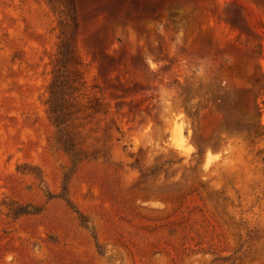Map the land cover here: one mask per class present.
I'll use <instances>...</instances> for the list:
<instances>
[{
    "label": "rangeland",
    "instance_id": "rangeland-1",
    "mask_svg": "<svg viewBox=\"0 0 264 264\" xmlns=\"http://www.w3.org/2000/svg\"><path fill=\"white\" fill-rule=\"evenodd\" d=\"M64 1L0 0V264H264V0Z\"/></svg>",
    "mask_w": 264,
    "mask_h": 264
},
{
    "label": "trees",
    "instance_id": "trees-1",
    "mask_svg": "<svg viewBox=\"0 0 264 264\" xmlns=\"http://www.w3.org/2000/svg\"><path fill=\"white\" fill-rule=\"evenodd\" d=\"M54 1H63L64 0H54ZM72 0H70L71 2ZM75 28V27H74ZM61 34L63 35V40L58 47L57 60L53 65V76L52 80L48 86V95L47 100V112L49 119L57 125H62L64 123L63 117V105L65 104V97H67L72 90L74 91V86L79 85V78L75 71L69 72L65 69H73L72 63L75 62L76 56L74 51V37L73 33H66L65 28L62 29ZM69 36V37H68ZM63 69V70H62ZM62 70V71H61ZM73 74L72 76H69ZM74 77L76 79H74Z\"/></svg>",
    "mask_w": 264,
    "mask_h": 264
}]
</instances>
